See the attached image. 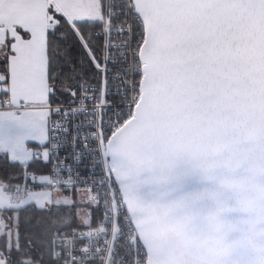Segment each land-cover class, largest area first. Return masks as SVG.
Here are the masks:
<instances>
[{
	"label": "snow or ice",
	"instance_id": "6c2138e0",
	"mask_svg": "<svg viewBox=\"0 0 264 264\" xmlns=\"http://www.w3.org/2000/svg\"><path fill=\"white\" fill-rule=\"evenodd\" d=\"M0 264H264V0H0Z\"/></svg>",
	"mask_w": 264,
	"mask_h": 264
}]
</instances>
